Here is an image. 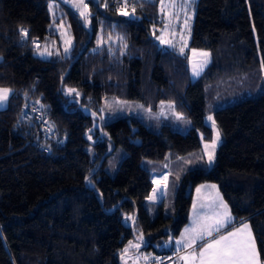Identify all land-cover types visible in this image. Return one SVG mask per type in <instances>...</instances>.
<instances>
[{"label": "trees", "instance_id": "1", "mask_svg": "<svg viewBox=\"0 0 264 264\" xmlns=\"http://www.w3.org/2000/svg\"><path fill=\"white\" fill-rule=\"evenodd\" d=\"M47 1L0 0V88L11 90L0 110V264H132L137 255L166 264L170 235L186 224L192 190L204 183L227 205L230 228L248 222L264 264V0H196L189 45L208 49L211 61L194 82L186 53L151 36L162 23L158 0H132L131 15L110 0H87L91 29L64 6L71 53L42 59L33 41L55 35ZM103 98L189 123L179 133L165 120L156 130L133 118L105 122L98 118ZM23 101L50 112L44 150L25 145L15 126ZM206 114L222 139L209 168L197 135L210 139ZM187 155L200 161L179 176L168 213L162 203L148 206V165ZM130 241L140 247L122 259Z\"/></svg>", "mask_w": 264, "mask_h": 264}, {"label": "rangeland", "instance_id": "2", "mask_svg": "<svg viewBox=\"0 0 264 264\" xmlns=\"http://www.w3.org/2000/svg\"><path fill=\"white\" fill-rule=\"evenodd\" d=\"M93 1H96V0H93ZM71 2L72 0H68V2H65V0H48L47 1V10H48V16L50 20L48 29H50V31L54 33L55 35L46 36L43 39V41H36L40 45L39 49H37L35 44H33L34 54L37 57L42 58V59H48L50 57H58L59 55L67 56L71 53V50L73 47V39H72L70 30L68 28V21L66 17L63 16V13L67 10L64 6H67V8H71L72 10H74L76 13H78L79 18L83 20L80 17L79 12L75 8L70 6ZM85 2L88 3L87 0H85ZM181 4H185L186 6L184 8H181L180 7ZM195 4H196V0H158V11L160 13L162 23L160 26H157L158 27L157 33L151 32V36L155 38L159 47L170 49L180 54L186 53L188 76L191 82L196 81L203 74L206 67L211 61V52L208 49L196 48V47H192L189 45V40H190V35H191L190 33L191 24H192L193 17H194ZM173 5L175 6L173 7ZM88 12L90 13L89 5H88ZM83 22L87 29L92 28L91 23L86 24L84 20ZM165 25H167V28L165 27ZM97 31L98 32L96 35V43L97 45H100L102 43L103 36L101 35V32L99 30ZM161 39H163L165 42L162 43ZM65 40L71 41V45L68 48L67 52H65V47H66ZM45 48H47V50L51 52L52 55L50 56L40 55V52L44 51ZM181 48H183L182 53L180 51ZM203 52H208L210 54L208 58L209 62L206 64V66H204L203 71L200 73L199 76H193V73H192L193 64L200 63L204 59V57L200 55V53H203ZM66 93L68 94V91H66ZM70 100H73V99H70ZM39 104L42 107H44L40 102ZM160 104L162 105V103ZM87 112L89 115H91L92 119L96 117V115H93V112L89 110ZM98 113H99L98 118L102 119V121L109 122V121L115 120L116 118H133L139 121L149 130H156L158 127L157 124L165 120L164 124H168V126L173 131L184 133L185 127H187L189 123L187 122L188 119L184 117L178 119L177 118L178 115H175L171 112L167 113L163 109H161L160 111H150L137 101H124V100H118V99H113V98H103L102 103L98 106ZM209 116L211 115L210 114L204 115L203 123L210 130V139L204 140L202 138V134L197 132V135L200 140V146H201L200 153H201V156L204 158L203 162H205L207 168H209L213 164L214 160L211 164L208 163V156L205 154V144L210 145L216 137V131H219L216 123H215V128H213L212 121L208 120ZM92 124L95 126L96 121L93 120ZM51 136H52V131L50 130L49 137L45 142L50 140ZM221 141L222 139H221V134H220V141L217 143L215 147V154H216V151L219 145L221 144ZM45 142L42 143V147H38V148L44 150ZM210 150L211 149H209V151ZM167 157L168 156H166L165 160L169 159V157L168 158ZM185 160H190V166L193 167L194 165L199 163L200 158L199 157H188ZM145 163H147V161L145 160L141 161V164L144 168H145ZM155 164L158 166V163H155ZM180 164L181 163H179V165ZM179 165L175 164L173 166L174 171L178 170ZM175 186H177V181H176ZM201 189L206 190L208 188H206V186H203V188ZM200 198L202 197L200 196L199 198L194 199L196 205H197L196 201L199 200ZM221 199H222L221 197H217L215 199L206 197V200H211L215 202L216 204H218ZM193 204L194 203H192L190 207L188 221L185 224V225H188V227H191L192 221H193ZM197 209H198V206H197ZM205 209H206L205 212L210 213L212 211V208L210 207L208 208L206 207ZM244 223L248 224V222H244ZM182 231H184V228L181 230V232L179 231L180 232L179 237L183 234ZM132 249H135V248H130L129 252H131ZM129 261H130V258H126L125 262L129 263ZM135 264H139V263H135Z\"/></svg>", "mask_w": 264, "mask_h": 264}, {"label": "snow or ice", "instance_id": "3", "mask_svg": "<svg viewBox=\"0 0 264 264\" xmlns=\"http://www.w3.org/2000/svg\"><path fill=\"white\" fill-rule=\"evenodd\" d=\"M68 2V0H65ZM71 7L75 8L80 17L85 21L86 24L90 23V13L88 12V3L85 0H72ZM175 5H173L174 7ZM186 5L181 4L180 7L184 8ZM107 7V5H105ZM127 7V0H125L124 8ZM133 12L135 8L133 7ZM121 15H128L127 11L121 9ZM187 24V22H186ZM62 27V25H61ZM167 28V25H165ZM21 35L25 38L28 36L27 29H21ZM161 42L165 41L161 39ZM36 48L39 49L40 45L33 41ZM65 52L68 51V48L71 45L70 40H65ZM181 53L183 48L180 49ZM40 55H52L51 52L44 49L40 52ZM204 59L200 63H194L192 73L193 76H199L203 71L204 66L209 62L210 54L208 52L200 53ZM262 67H264V62H262ZM10 89L0 88V107L6 106ZM75 92V89H68V93L71 94ZM76 96H79V92H75ZM142 107V106H141ZM172 105H169L171 108ZM95 115V113H93ZM178 119L182 118L177 116ZM208 120L212 121V126L215 128V121L211 116L208 117ZM91 139V137H89ZM220 141V133L216 131V137L212 143L205 144V154L208 156V163L211 164L215 156V147ZM209 149H211L209 151ZM179 179V177H177ZM163 181H167V176L163 177ZM91 182V181H89ZM154 183L158 185L157 188L153 189L152 196L148 197L149 200L155 202L158 195L163 196L166 194L167 185L165 184L164 189L159 187L161 181L154 180ZM215 188V185L211 186ZM197 192H200V189H197ZM200 208H204L205 205L201 204ZM208 207L212 208L210 213H202L197 210V205L194 202L193 204V221L192 227L186 228L182 234V238L176 240L177 252L181 251V247L184 249H190L191 251L187 252L186 255L182 256L181 259L184 261V264H260L258 259V252L256 248V241L252 234L251 228L247 223H243L241 226L236 227L234 230H228L223 232L222 230L227 228L232 224V217L228 211L227 205L223 203L222 199L218 204L213 202V205ZM222 209V211H221ZM127 219H133L132 217H127ZM134 222V220H133ZM218 234V235H214ZM140 243L143 242V235L141 234L138 237ZM199 242V243H198ZM140 243L129 242V247L123 250L121 255L122 259H125L130 248L138 249Z\"/></svg>", "mask_w": 264, "mask_h": 264}, {"label": "crops", "instance_id": "4", "mask_svg": "<svg viewBox=\"0 0 264 264\" xmlns=\"http://www.w3.org/2000/svg\"><path fill=\"white\" fill-rule=\"evenodd\" d=\"M10 94H11V91H10ZM10 96V95H9ZM6 106L4 107H0V110L4 109ZM188 157H192L190 155H187L185 157H179V158H170L167 159V160H164L163 163H159L158 166L156 164H150L148 165V170L150 172V179H151V189H150V192L148 193L146 199H145V202L147 203L148 206H154V205H159V204H163V212L164 213H168V211L171 209V201L173 199V196H172V193H173V190L175 188V184H176V181L178 180L177 177H179L181 174H183L185 172L186 169H189L191 166H190V160H185L186 158ZM168 158V157H167ZM181 160V161H179ZM185 161V162H184ZM183 162V163H182ZM179 163H181L179 165ZM175 164H178L179 165V168L177 171H173L172 168ZM164 176H167V181H163V177ZM154 180H158V181H161V183L159 184V187L161 189H164L165 187V184L167 185V188H166V194H164L163 196H159L157 197V199L155 200V202L151 201L148 199V197L152 196L153 194V189L154 188H157L158 185L156 183H154ZM214 185V184H209V183H204V184H199L197 185L195 188H193L192 190V197H191V201H190V205H189V208H188V212H187V221H188V215H189V212H190V207L192 205V203H194V199L196 198H199L200 196L202 198H200L199 200H197V206H198V211L202 212V213H209V212H205V208L209 205H213V201L211 200H206V197L208 198H211V199H215L217 197H221L218 190L216 188H212L211 186ZM203 186H206V188L208 189H201L203 188ZM200 188V192L198 193L197 192V189ZM218 202V201H216ZM201 204H204L205 207L204 208H200L199 206ZM186 221V223H187ZM243 223L239 224V225H236L232 228H230V226H228L227 228L223 229L222 231L223 232H227L228 230H234L236 227H239L241 226ZM193 225H191L192 227ZM184 228V230L186 228H190L188 227V225H184L181 230ZM180 230V232H181ZM180 232L175 236V237H172L170 235V238H171V244L173 246V249L174 251H177V245L175 243L176 240H179L182 238V235L179 237V234ZM182 233H184V231H182ZM214 235H218V234H215ZM199 243V242H198ZM181 247V251L177 260L175 262H173V264H184V261L181 259L182 256L186 255L187 252L191 251L190 249H184L183 246H180ZM258 259H259V256H258ZM144 260L143 256H135V258L131 261L132 264H135V263H139V264H145L143 263L142 261ZM260 261V259H259ZM261 264V262H260Z\"/></svg>", "mask_w": 264, "mask_h": 264}, {"label": "built area", "instance_id": "5", "mask_svg": "<svg viewBox=\"0 0 264 264\" xmlns=\"http://www.w3.org/2000/svg\"><path fill=\"white\" fill-rule=\"evenodd\" d=\"M118 9L133 14L132 0H127V7L124 8L125 0H110ZM16 127H21V138L24 139L25 145L42 147V143L49 137V131L52 126V118L50 112L42 107L37 101H23L20 105L19 112L15 121ZM180 252L174 251L173 254L164 262L173 264L177 260Z\"/></svg>", "mask_w": 264, "mask_h": 264}]
</instances>
